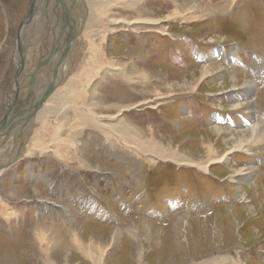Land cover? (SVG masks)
Listing matches in <instances>:
<instances>
[{"label": "rangeland", "instance_id": "374dc122", "mask_svg": "<svg viewBox=\"0 0 264 264\" xmlns=\"http://www.w3.org/2000/svg\"><path fill=\"white\" fill-rule=\"evenodd\" d=\"M31 1L0 0V119L16 99L18 39L25 48V57L29 54L25 65L29 76L37 71L39 63L45 62L50 50H64L65 13L54 16L46 10L47 5L40 6L44 0L37 3L39 12L23 28ZM146 1L151 12L140 10V1L133 10L113 5L108 13L126 18L119 22L123 26L108 33L107 40L93 33L94 57L86 63L74 56L72 70L67 67L63 75L56 73L63 78L70 76L73 83L68 91L59 87V111L55 113L63 116L68 112L72 123L76 122L73 110L84 100L94 67L98 68L101 57L107 55L117 73L107 74L99 83L97 100L117 95L116 98L128 99L115 100L121 104L146 98L153 101L157 94L169 93L167 79L174 80L177 83L171 86L176 87L172 95L164 97L165 101L155 107L141 105L124 110L121 118L139 126L145 138L154 137L165 146L174 144L196 160L218 158L225 153L229 160L215 162L205 171L169 159L159 158L155 163L150 156L133 150L125 158L114 152L110 155L99 145H83L69 152L72 164L66 168L51 147L43 146L50 145L54 138L65 140L66 133L45 134V124H35L37 119L33 122L35 128L44 132L35 142L44 148L37 152L32 146L29 152L25 138L28 145L17 149L18 138L14 139L10 152L17 149L28 154L19 156L6 175H0V258H7L3 264H49V256L60 264H81L80 259L82 264H91L82 251L83 242L91 238L103 244L113 243L105 247L106 264H207L209 260L218 264L224 256L228 261L222 260L223 264H232V260L264 264V139L252 142L250 152L233 150V136H248L251 123L264 134V0H173L172 5L168 0ZM97 3L98 0L89 2L90 11ZM199 6L205 10L199 11ZM136 18L161 19L166 32L137 23L135 28H127ZM106 22L104 17L100 21L103 30ZM76 31L74 28L73 34ZM86 41L89 46V39L83 44ZM98 42L99 48L95 46ZM83 49L84 45L80 47L81 54L85 53ZM209 64L211 76L193 89L180 91L178 83L191 79L194 71L197 76L198 69ZM139 68L150 74L151 83L133 84L124 77L127 69L130 76L137 78L135 69ZM22 80V95L26 98L29 80ZM89 96L88 93L86 101ZM236 98L241 99L240 103L245 101L242 106L235 105ZM100 110L97 112H104ZM117 110L109 113L116 116ZM44 116L49 118L48 114ZM86 129L85 138H93L90 135L96 129ZM29 133L25 135L29 137ZM9 138L2 135L6 143ZM83 158L92 160L90 166H81ZM122 160H128L127 167ZM239 169L245 171L238 173ZM12 188L16 190L12 192ZM241 191L246 200L241 198ZM48 226H62V242L52 237L40 239L35 234ZM73 228L80 237L69 235ZM41 246L51 249L43 252ZM67 246L71 249L69 258L62 250ZM139 252L143 254L141 262Z\"/></svg>", "mask_w": 264, "mask_h": 264}, {"label": "bare ground", "instance_id": "6f19581e", "mask_svg": "<svg viewBox=\"0 0 264 264\" xmlns=\"http://www.w3.org/2000/svg\"><path fill=\"white\" fill-rule=\"evenodd\" d=\"M39 1L40 0H38L37 3ZM90 1L91 0H44V3L40 4L41 7L47 5L46 10H49L50 13L54 14V16H56V17L65 13L64 18H66L67 24L62 23L63 28H65L64 31L66 30V32H67V34L64 32L66 34V38L64 40L65 41L64 42V50H62V51L58 50L54 53H52L54 48L52 50H50L46 59L44 58L46 65L43 66V68H41V69L38 68L37 71H35V73L32 76L30 75L31 77L25 73L26 71H24L22 79L25 78V79L29 80V81H27L28 84L26 87V94H27L26 96H28L31 89L32 90L35 89V90H34V95L30 96L29 99L26 97L22 101L24 102V104L26 102H28L27 106H29L31 104H33V105L30 108L28 107L29 111H24L25 112L24 113L25 115L23 114L24 116L22 115L21 117L14 118V120H15L14 126H16V128L13 127L12 131H10L11 136L7 135L6 132H2L4 129L2 131H0L1 132V134H0V175L1 174L6 175V171L13 165V163H15L17 161L19 156H23V155L26 156L28 154V153L24 154L23 152H25V151L19 152L17 150L21 147V145L22 146L25 144L28 145V142H27V140H25V138H28V141H29V146H28V148L30 150L29 152L32 151L31 148H33V147L37 150V152H40V150L44 148V147L42 148L41 145H38L35 142L37 139H39L41 137L40 136L41 131L47 132L45 134L57 135V136H59L60 134L66 133L67 138L65 140H63L61 138H54L51 140L50 145H43V146H46L48 148L51 147L52 148L51 152L56 154L59 157V160L64 164V166L66 168L72 164V162L69 160V158L71 156L69 152L73 151V150L77 151V150H79V148H81V147L83 148V145H85V146L86 145H89V146L99 145L101 148H104L105 151H108L107 152L108 154L111 155L110 152H114V153L119 154L121 156H125V158L128 157L131 154V150H133L136 153H143V155L146 154V156H150L149 159L151 161H155V163L158 161L157 159H159V158L163 159V160L169 159V160L176 162L178 164L197 166L198 168L203 169L205 171L209 170V166L215 162H221V161L226 162V159L229 160L228 154H226V153L224 155L219 156L218 158H213L210 156L207 160H198V158L196 160V158L194 159V158L188 156L187 154H184L174 144L173 145L170 144L168 146H165L164 143H162L158 139H155L154 137L151 139H147V137L145 138L144 133L139 128V126H136L135 123L134 124L131 123L127 118H121V116H122L121 112L124 110L134 109V108L141 106V105H146V106L151 105V106L155 107L160 102L165 101L164 97L171 94L173 91L172 88L176 87V86L175 87L171 86V85H174L175 83H177L175 81H170L169 79H167L168 85L166 87L169 88V93H163V94L159 93V94H157L158 97L155 98L156 100H153V101L151 99L146 98V99H142L140 102H137V103L136 102L135 103H132V102L126 103L125 102V104H121V103H116L115 100L116 99L128 100V99H126V98L123 99L121 97L116 98L117 95H114V99H111V98L105 96L104 98L97 100V97L99 96L97 86H99V83L105 79L107 74L117 73V71H115L113 68V64H114L113 60H109L107 55H103L101 57L102 62L99 63L98 68L94 67L96 71L90 76L88 91L84 97V100H83V102L78 104V106H76V108L73 110V113H75V115L77 117L76 122L72 123L71 117L68 114V112L65 113L63 116L55 113V111H59L58 99L61 96L60 88L62 86H64L63 89L65 91H68L71 89V85L73 83V79L70 78V76L63 78L62 76H57L56 73L63 75L64 72L66 71L67 67H68V70H72L73 62H74L73 61L74 56L81 58L82 62H86V63H88L94 57V52H95V50H94V39L91 37L93 33H96L101 38L107 40V36H108L107 34L108 33H113V32H115L116 28L118 29V27L120 28L123 26V25L119 26V22L121 20L122 21L126 20V18H124V17H117L116 18V17L112 16V14H109L108 10H110L113 5H115V6L121 5V6H123V8H136L137 2H139V1L142 2V5H145L147 3L146 0H142V1L141 0H131V1H127V3H126V0H98V3L90 11V9H89V2ZM230 1L233 2V0H230ZM232 2H231V4H232ZM38 7H39V5H37L35 13L39 12ZM200 9L201 10L203 9L202 6L198 7L199 11H200ZM62 10H63V13L61 12ZM145 10L148 12H151L150 9L146 8ZM203 10H205V8ZM182 11H184V10H182ZM103 17L107 20V22L105 23V26H104V28H105L104 30H103V27L100 26V21ZM64 18H62V19L65 20ZM161 21H163V20L156 19V18L155 19L136 18L135 21L131 20L130 23H128L127 28H129V29L135 28V27H133L134 23H137L140 26L144 25L148 28L152 27V28H156L162 32H166V29L161 26ZM30 22L31 21H29L27 24H24L23 28L24 27L26 28V26ZM152 25H154V26H152ZM74 28L77 29L75 34H73ZM87 39H89V46H88L87 41L85 44H83V42ZM18 45L20 47H23L20 38L18 39ZM82 45H84V49L86 48L84 54L80 53V47ZM95 46L99 48L100 43L99 42L96 43ZM30 47H32V46H30ZM28 52H29V47H28ZM221 52H222V54L226 53L225 50L221 51ZM18 53H19V51L16 54H18ZM30 55H31V52H30ZM26 57H25V61L27 62V59L29 58V54H27ZM17 58H19V55ZM19 63H20V60L18 59V66H19ZM25 65H26V63H25ZM18 66H17V68H18ZM127 66H128V63H127ZM114 67L117 68V65H115ZM118 68H120V67H118ZM129 68H130V66H129ZM39 69H40V71L38 72ZM121 69H122V67H121ZM126 70L124 71V73L122 71V73L124 74V77L130 83L134 82L133 84L139 83L140 85H142V84H146L148 82H150V83L152 82V77H150V74L145 72L146 70L141 71L140 68L135 69V71H137L135 73L137 78L130 76L128 74V72H126ZM177 72H179V71H177ZM195 72L196 71H194L192 73L193 75H192L191 79L186 80L183 83H178L179 85L176 84L181 88V90H180L181 92L195 88V86H197L198 83L199 84L202 83L203 81H205L207 79V77H209V76H211V74H213L212 67L210 64L205 65V67L200 68V70L198 69V72H197L198 75L197 76H194ZM32 77L35 80V83L33 86H31V78ZM45 77L48 78L47 84H46ZM132 78L136 79V81L133 80ZM123 82H125V81H123ZM21 83L23 85V84H25V81L22 80ZM43 84H44V86L41 87V85H43ZM151 85H154V84H151ZM50 87H52V88H50ZM249 87H251V86H249ZM21 88H24V87L17 88L16 97L19 94V97L22 99L23 95H22V89ZM151 89H150V91H151ZM88 93L90 94V96L88 97L89 99L87 98L88 101H86V97L88 96ZM245 93L246 94L244 97L248 96V93L247 92H245ZM235 96L236 95H234V97ZM75 98H77V97H75ZM133 101H134V99H133ZM240 101H241V99L236 98L234 100L235 105L236 106H242L243 102H245V101H243L241 103H240ZM15 102H16V99H15L14 103ZM42 102H44V104L42 105V107H39ZM14 103L11 107V112L16 108V107H14ZM38 104H40V105H38ZM99 109L104 110V112L98 113L97 111ZM114 109H118L117 111H119V113L116 116L109 113L111 110H114ZM11 112L9 113V116L11 115ZM14 113H16V111ZM45 114H48L49 118H46L44 116ZM20 118H22V121L20 120ZM34 121H36L35 124L38 123L37 125L45 124L44 131H43V129L35 128V124L33 123ZM47 121H49V124L46 123ZM2 123H3V120L0 119V125ZM73 125L76 126V128H77L76 131L73 130ZM256 125L257 124H255L254 122L251 123L250 129H249L250 133L248 136L244 135V136H241L240 138H238V137H235V135L233 136V134H232V136L235 140V142H234L235 145L233 147L234 151L235 150H247L248 152H250L251 148H249L248 146L252 142H254L256 140L264 139V134L260 133L259 127H257ZM86 128H89V129L91 128L92 130L96 129V133L94 131H92V133L90 135V136L93 135V138L91 137L92 139L89 138L88 136H87L88 137L87 139L85 138L86 130H87ZM220 129L221 128L216 127L217 131H220ZM26 131H30L29 137H28V135H25ZM75 132H76V136H77L76 138H74ZM2 135L6 136V138L10 137L9 143H6L8 141H5V139H2ZM17 138H18V142L15 144L17 149L14 152H10L11 148H13V143L15 142V141L13 142V140L14 139L16 140ZM84 140H85V142H84ZM237 140H239V141H237ZM2 142H4L5 145H2ZM23 148H25V147H23ZM96 149H97V147H96ZM208 151L213 152L210 149H208ZM88 157L90 158V156H88ZM88 161L83 158L81 160V166L82 167L90 166V162L92 160L88 159ZM122 161H123V164L126 165V167H127L128 166L127 165L128 160L127 161L122 160ZM126 167L124 166V168H126ZM76 168H79V167L76 166ZM98 168H99V166H98ZM81 170H84V169H81ZM238 171H239L238 173H243L245 170L239 169ZM231 179L233 180V178H231ZM0 180H2V179H0ZM15 190H16L15 188H12V192H14ZM240 195H241V198L246 200L245 194L242 193V191H241ZM56 214H55V216H56ZM61 215H62V213H61ZM7 220H10V219H7ZM56 220L58 221L57 218H56ZM7 222H9V221H7ZM51 223H53V222H51ZM54 223L58 224V222L57 223L54 222ZM133 227H135V226H133ZM48 228L49 229L44 228L43 230L39 229L38 232H36L35 234L40 239H45V238L50 239L52 237L55 240L62 242L63 237L61 238V233H62V231H65L62 228V226H61V228H59V226H55L53 228L48 226ZM78 229H80V228L78 227ZM134 231L135 232L137 231L136 228H134ZM114 234L119 235L118 232H116V233L114 232ZM69 235H76V236L80 237L79 232H78V230H76V228H73V230H71V232H69ZM135 236H136V234H135ZM113 238L116 240V238H117L116 235ZM74 242L78 243V241L76 240L75 237H74ZM111 243L112 242H109V244H103V243H99L95 238H91L88 240L87 243L83 242L82 251L85 254V256H87L88 259L91 261V264H106L107 259L105 260V257H106L105 255H106L108 250L105 247L107 245L110 246ZM41 247H42L41 250L43 252L49 251L51 249V247H47V246H41ZM31 248L32 249L30 251H33V246ZM62 250L64 252V255L67 258H69L70 254H71L70 253L71 249L69 248V246H67V248L62 249ZM138 255L140 257L138 259V262H141L143 254L141 255V252H139ZM2 256H5V255H2ZM226 257L227 256H224L223 259L222 258L221 259L224 261H226V260L228 261V259ZM0 259H1L0 264H3L2 260H7V258H0ZM47 259H49L50 263L47 262L45 259L46 263L60 264L59 261H55L54 258H51L50 256L47 257ZM222 260H218L217 263L223 264ZM212 262L213 261L209 260V261H207V264H211ZM235 262H236V264H242L241 261L232 260V264H234ZM8 263L9 262L6 261V264H8ZM64 264H72V263L71 262H64ZM185 264H187V263H185ZM189 264H206V263L205 262L199 263L196 261H192Z\"/></svg>", "mask_w": 264, "mask_h": 264}, {"label": "water", "instance_id": "95a60500", "mask_svg": "<svg viewBox=\"0 0 264 264\" xmlns=\"http://www.w3.org/2000/svg\"><path fill=\"white\" fill-rule=\"evenodd\" d=\"M37 1L38 0H32L31 3H30V10H29V13L28 15L26 16L25 20H24V24L28 23L29 21H32L33 20V15L35 13V9L37 7ZM64 23L66 24V20H64ZM65 33L66 30H65ZM64 33V34H65ZM18 51H19V60H20V63H19V66L17 68V75H16V87L17 88H20L22 86V83H21V79H22V76L24 74V71H25V48L24 47H20L18 48ZM57 50L53 49L52 53L56 52ZM46 62H42V63H39V65L37 66V69L42 67ZM35 83V80L34 78L32 77L31 78V86H33ZM34 95V90L31 89V91L29 92L28 96H26L28 99L30 98V96ZM25 98H20L19 97V94L17 95L16 97V102L14 103V107H16L12 112L11 110L6 114L4 115V117L1 119L3 120V123L0 125V131H3L2 132H6V133H9L10 131H12L14 125H15V120L14 118H18L19 116L21 117L20 113L22 112V110H25V111H29L28 110V106L24 104V102L22 100H24ZM33 105V104H31ZM29 105V106H31ZM16 111V113H14ZM11 112V115H9V113ZM20 120L22 121V118H20Z\"/></svg>", "mask_w": 264, "mask_h": 264}, {"label": "crops", "instance_id": "0c3cea01", "mask_svg": "<svg viewBox=\"0 0 264 264\" xmlns=\"http://www.w3.org/2000/svg\"><path fill=\"white\" fill-rule=\"evenodd\" d=\"M178 1V0H177ZM168 2H169V4L170 5H172L173 4V0H168ZM146 5V6H145ZM145 5H141L140 4V10H142V9H144V8H149V5H148V2L145 4ZM174 6H175V3H174ZM179 6V5H178ZM177 7V6H176ZM152 8V7H151ZM132 10L133 9H135V8H131ZM174 9V8H173ZM64 38H66V36L64 37ZM63 38V39H64ZM160 60H155V62L157 63V62H159ZM158 65H162V64H158ZM161 70H164V69H161ZM164 71H166V72H168L169 70H164ZM170 80V79H169ZM170 81H174V80H170ZM168 90H169V88L168 87H166ZM80 261H81V264H82V262H83V259H80Z\"/></svg>", "mask_w": 264, "mask_h": 264}]
</instances>
